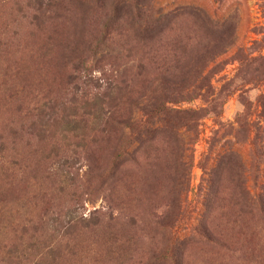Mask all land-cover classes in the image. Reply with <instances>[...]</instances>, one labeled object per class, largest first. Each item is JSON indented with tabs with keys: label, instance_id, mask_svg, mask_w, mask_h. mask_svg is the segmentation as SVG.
<instances>
[{
	"label": "rangeland",
	"instance_id": "1",
	"mask_svg": "<svg viewBox=\"0 0 264 264\" xmlns=\"http://www.w3.org/2000/svg\"><path fill=\"white\" fill-rule=\"evenodd\" d=\"M5 32L0 264H264V0H0ZM50 102L83 121L38 152Z\"/></svg>",
	"mask_w": 264,
	"mask_h": 264
},
{
	"label": "trees",
	"instance_id": "2",
	"mask_svg": "<svg viewBox=\"0 0 264 264\" xmlns=\"http://www.w3.org/2000/svg\"><path fill=\"white\" fill-rule=\"evenodd\" d=\"M41 9H43L42 4L40 5ZM44 15V13H43ZM35 17V16H34ZM41 18V17H40ZM16 32V31H14ZM17 34V33H16ZM17 36V35H16ZM21 38V35L14 40V42L12 41L13 37L8 35L7 32H5L4 36H3V42L2 45H4L2 47V49L0 50V52L2 54H4V56L9 60H13V61H23V57L25 56V47L21 49V52H17L14 54V51L16 50V48H14V46H16V41H18ZM72 60H68V64H71ZM15 65H17V63H13ZM73 67H78L75 64H72ZM12 68V66L10 67ZM14 69V68H12ZM8 71V70H7ZM15 87V86H14ZM14 90V89H13ZM14 92H12L11 95L5 97V99L7 100V102L5 103V101L3 99H0L3 104L1 105V109L5 110L6 113L8 110H10L12 108V105L15 103V101H17L18 99V95L19 93H25L26 91V86H19L18 90H14ZM17 98V99H16ZM21 101V100H20ZM18 102V101H17ZM53 104L50 102L49 104H44V106L39 109V113L37 115V120L36 121H32V123L30 124V134L33 135V139H34V144L32 143V145H34L35 147H39L38 148V152L41 149H44V145L46 141L50 140L52 141V134L50 132V121H55L58 122L60 119L62 121H66L70 116V120L72 122H74L75 124L77 123H81L83 120L81 117H79L77 115V113L74 111L73 113L70 114H65L63 112V116L62 115H58V118L55 117V115L57 114V112L52 111L53 107H49L52 106ZM19 106V105H18ZM8 107V109H7ZM19 107L16 108V111L18 110ZM75 109V108H74ZM63 110V109H62ZM13 112H11L12 114ZM75 116H78V119H75ZM69 121V120H68ZM18 121H16V118L14 116L10 117L9 119H7V123L4 125V127L1 128V132H0V155L1 154H7L9 153V157H18L20 154L18 152V148L20 145L19 142V128H18ZM20 128L22 129V125L20 126ZM31 143L29 142L28 145H30ZM59 145L58 142H52L51 144V149L50 151L52 152L53 150H59ZM37 149H34V151H36ZM7 152V153H6ZM14 164H17V162H13ZM1 195V193H0ZM70 218L68 219V221L66 222V229H65V233L66 234H70L71 233H75L79 228L81 229H92L94 227H99L100 223H99V216L97 214V212L93 211L90 215L85 216L84 214H80L79 210L77 208H75L74 210L71 211L70 213ZM71 230H73L72 232H70ZM174 263V262H173ZM39 264V263H37ZM175 264H183L182 261L180 260L179 262H175Z\"/></svg>",
	"mask_w": 264,
	"mask_h": 264
}]
</instances>
